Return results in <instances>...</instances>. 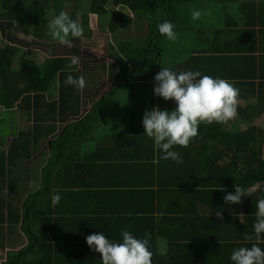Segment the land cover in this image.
I'll list each match as a JSON object with an SVG mask.
<instances>
[{
	"label": "trees",
	"instance_id": "16d2710c",
	"mask_svg": "<svg viewBox=\"0 0 264 264\" xmlns=\"http://www.w3.org/2000/svg\"><path fill=\"white\" fill-rule=\"evenodd\" d=\"M88 1L89 11L86 12L85 0H0V246L9 249L2 264H100L99 253L89 250L84 237L104 233L109 240L119 241L122 230L136 237L149 234L151 264H204L202 244L209 241L204 238L212 235L213 227L225 225L238 204H226L224 195L234 193V187L264 189V128L255 126L264 115V65L249 63L248 57L239 56L230 61L220 58L216 65L209 63L213 56L199 52L202 49L188 52V59L179 71L196 70L202 75L225 79L239 90V95L233 119L223 124H199L196 137L187 147L171 149L178 153L179 162L162 160L157 148L158 160L153 164L154 147L148 145L146 150L151 151V155L147 153L148 159L144 160L145 177L132 175L129 181L125 179L124 183L117 184L111 180L100 181L98 176L103 167L97 159L98 149L82 161L83 151L78 154L77 146L91 139L101 123L112 99L111 91L128 86V71L124 73L122 66L114 89L96 101L84 117L72 118L63 124L62 132L52 139L40 190L27 194L24 207H15L5 194V183L12 184L11 174L25 167V160L35 154L43 138L56 133L57 127L45 123L56 118L65 120L70 113L79 111H72V105L80 101L81 90L64 81L68 74L74 78L82 75L80 71L67 68L71 57L54 54V48L61 44L46 34V25L55 15L64 11L81 25L82 36L69 37L72 46L82 40L91 42L90 15L108 18L107 29L114 36L112 47L117 48V59L122 65L125 59L136 67H146L149 63L158 64L157 55L164 54L157 24L169 20L174 24L175 33L180 30L178 27L184 30L191 21V11L200 2ZM134 24L146 26V42L142 46L118 40L119 33ZM184 39L197 45L187 35ZM42 46L51 49L48 51L51 57L44 62V75L38 77L36 63L25 57L24 49ZM161 102L165 103L163 99ZM167 104L163 109L174 107L171 100ZM133 116L132 120L129 118L130 130L137 126L142 128ZM23 118L33 125L20 130L17 125ZM232 120H236V125L245 122L249 127L231 129ZM134 134L131 131L116 138L120 139V144L138 142L137 136L148 144L153 143L140 131ZM188 151L197 155L192 159L188 154L182 155ZM126 160L109 153L104 165L118 167L126 164ZM67 174L74 178L70 180ZM65 178L69 181H63ZM54 180L59 182L55 187L62 190L54 193L61 198L52 206ZM86 180L89 182L85 183ZM45 188L50 190L45 192ZM260 191L257 188L254 195ZM254 195L244 209L245 222L238 224L237 219L233 220L236 224L233 227L241 234L247 227L252 229L257 201ZM217 211L222 218L215 215ZM18 232L28 241L17 249L19 238L17 236L13 242L12 236Z\"/></svg>",
	"mask_w": 264,
	"mask_h": 264
},
{
	"label": "crops",
	"instance_id": "0c3cea01",
	"mask_svg": "<svg viewBox=\"0 0 264 264\" xmlns=\"http://www.w3.org/2000/svg\"><path fill=\"white\" fill-rule=\"evenodd\" d=\"M196 9L201 11L200 19L197 21L191 19L187 26L184 27V30L181 29L180 33L182 51L178 54L183 55V58H186L185 61L188 59V52L190 50L202 49V51L199 52L206 53L208 54L207 56H213L214 59H210L209 62L211 64L214 63L218 65L220 58H225L230 61L231 58L234 59L241 56L248 57L249 63L254 62L256 66L264 65V0H200ZM91 16H94L96 21L101 18L97 15ZM107 21L108 18H106V25ZM133 30L135 34L143 38L147 36L145 25H140V27H138L134 24ZM185 35L196 42L197 45L186 42L184 39ZM110 37L112 40L110 43H104L105 48L103 51L98 50V48L95 49V42L91 41L86 43V40L81 41H85L84 46H78L79 44L76 43L71 48H66V45H57V47L54 48L56 50L54 51L55 55H63V57H72L76 55L79 57L78 70L75 71H80L85 80V87L80 89L81 91L78 93L80 101L72 105V107H74L72 111L79 109L78 113H70L65 120L56 118V120L46 122V126L57 127L56 133L46 138L42 137L43 139L35 154L31 158L25 160V167L21 166L22 168L19 167V170L17 169L11 174L10 178L12 184L10 185L8 182L5 183V194L9 196L10 201H12L15 207H24L27 194L35 190H40L43 183V171L48 165L50 157L47 151L49 150L52 139L62 132L61 127L63 124H67L72 118L79 119L84 117L85 114L92 109L96 101L108 94L111 89H114V85L117 81L116 79L122 72V66H124V73L128 71L126 75L129 82L128 86L123 90L111 91L112 99H110V105L104 112V118L106 117V119H102L91 136V139L77 146L78 154L83 151V161L87 156L92 155L94 151L98 149L97 153L99 156L97 159L103 167L98 177L103 183L111 180L117 184H121L125 182V179L129 181V177L132 175L137 178H140V176L145 177L147 171H145L146 163H144V160L148 159L147 153L151 155V151L146 150V148L151 144L154 147V149H152L154 150L152 162L156 164L158 160V149L153 143L148 144V141L137 136L139 139L138 142L120 144V139L117 138L121 135L124 137V135H127L129 132L131 133V131L132 133L135 132V136L137 131H140V134L141 132L143 133V129L138 126L135 127V131L130 130L131 121L129 118L132 120L133 116H131V113L134 114L133 119H136L137 123L141 125V116H143L145 110L151 109L152 107L163 109L167 107L168 101L162 104V98L153 95V79L140 80L134 78L135 73H140L139 69L141 67L137 66V68H134L136 66L131 64V61L125 59V64L122 65L121 61L116 57V52H118L117 48L112 47L115 44L114 36L110 34ZM25 39H30V37H25ZM46 47L47 46L24 49L26 53L25 57L35 61V74L38 77L44 75V62L47 58L51 57L48 56L50 55L48 51L51 49ZM63 47H65V49ZM53 50L51 52H53ZM119 54L122 55L120 52ZM160 56L161 54L159 53L156 59L157 63L158 61L160 62ZM40 57H42L41 63L38 62ZM86 62L88 64H86ZM183 63H181L180 66L183 65ZM103 66L106 67L103 68ZM132 72L134 74L131 75L130 73ZM126 105L130 106L129 109H127L128 107H126ZM112 109H115L120 114L118 119L109 117L112 112H115L112 111ZM107 113L109 114L107 115ZM71 114H73V117L70 116ZM116 114L117 113H115V115ZM20 117H22V114H20ZM31 125H33L32 121H27L23 118V121L20 120L17 127L22 130L31 127ZM234 126L237 130H244L249 127L245 122H240L236 125V120H232L229 124V128L233 129ZM255 126L260 129L264 128V121H261V119L258 120ZM47 129L48 128H45V131H47ZM109 153L116 158L125 157L127 163H123L118 167L104 165ZM187 154L190 156L189 159L197 155V153L190 151L182 155L186 156ZM135 162H137L136 165H132ZM70 172L71 170L69 173ZM69 175L70 174H67L70 180L74 178ZM69 179L65 178L63 181L66 182L69 181ZM87 182L89 181L86 180L85 183ZM58 183L59 182L54 180V187ZM257 188H260L261 191L256 196L254 192ZM48 190L50 189L45 188L44 191L48 192ZM61 190V188L55 187L52 191V195ZM79 190L85 191V189ZM262 191H264L262 187H254V189L248 192L247 196L242 197L240 202L236 205L235 210L233 212L231 211L228 215L229 218H227L229 221L225 223V225L220 228L215 226L210 229L213 232L212 235L204 238L209 241L205 240L202 244L203 249L201 258L204 264H231L229 261L231 251L241 246L249 247L252 243H258V246L264 250V235H262L261 241L259 242L255 241L254 238L250 241H245V235H252V229L246 226L247 229L241 234V232L237 231L238 228L236 229L233 227L236 225L235 222H233L234 219L238 220V224H243L245 222L244 209L250 196L254 195L257 199L264 198V192ZM229 223L230 227L228 226ZM17 236L19 241L15 247L18 249L25 246L28 240L22 232H18L17 235L12 236L14 239L13 242L17 240ZM8 252V248L6 249L0 246V264L5 262Z\"/></svg>",
	"mask_w": 264,
	"mask_h": 264
},
{
	"label": "clouds",
	"instance_id": "9594fccd",
	"mask_svg": "<svg viewBox=\"0 0 264 264\" xmlns=\"http://www.w3.org/2000/svg\"><path fill=\"white\" fill-rule=\"evenodd\" d=\"M190 15L193 21H197L201 11L193 9ZM156 27L166 40L175 42L176 33L171 21L165 20ZM46 29V34L53 41L69 48L72 47L71 39H78L83 34L81 25L64 11L55 15L47 23ZM78 66L79 57L73 55L67 68L75 71ZM153 80V95L164 101L171 100L174 104L171 110L159 107L147 109L141 119L143 135L150 138L159 149L162 160L179 162L178 153L171 149L174 146L187 147L196 137L199 124H223L236 115L239 90L225 79L202 75L196 70L178 72L163 66L154 74ZM64 83L76 89L85 87L82 76L74 78L68 74ZM249 191L234 187V193H226L223 200L226 204H237ZM60 198L58 193L52 195L51 205L59 203ZM255 208L252 235H245V241L254 238L259 242L264 234V198L257 199ZM215 215L222 218L220 211ZM84 239L90 251L99 253L100 264H151L152 252L148 247L147 232L143 237H136L128 230H122L119 241L109 240L104 233L89 234ZM229 261L231 264H264V250L258 243H252L249 247L241 246L231 251Z\"/></svg>",
	"mask_w": 264,
	"mask_h": 264
},
{
	"label": "rangeland",
	"instance_id": "374dc122",
	"mask_svg": "<svg viewBox=\"0 0 264 264\" xmlns=\"http://www.w3.org/2000/svg\"><path fill=\"white\" fill-rule=\"evenodd\" d=\"M89 1L85 0L84 2V11H89ZM101 20V21H100ZM99 19H97V21L94 19V16L90 15V27L93 28L92 32H93V36L91 41L95 42V49L98 48V50L103 51L104 50V43L108 42L110 43L112 38L110 37L109 31L107 29V25H106V17H101ZM174 25V24H173ZM177 28V27H176ZM180 30H177L176 32V40L175 42L172 41H168L166 40L163 36H161L160 41L162 44V47L164 49V54H162V56H160V62L158 64H154V63H149L148 65H146V67H141L139 69L140 73H130L131 75L134 74V78H138L140 80H149V79H153L154 74L157 73L161 67L165 66V67H171L176 71H179L180 69V64L183 63L185 61L186 58H183V55L178 54L182 51L181 48V27H178ZM134 25H131L128 29H125L124 31H121L118 35V40L121 41H127V42H131L137 46H142L144 45V43L146 42V37H141L138 34H135L134 32ZM21 38L25 39V36L23 35H19ZM26 40H31V39H26ZM84 42L78 43L82 46H84ZM2 43H5L2 41ZM87 43V42H86ZM115 43V42H114ZM65 46V45H64ZM100 46V47H99ZM67 48V46H65ZM65 47H63L65 49ZM63 50V49H62ZM61 50V51H62ZM42 62V57H40V59L38 60L39 63ZM157 63V62H156ZM137 68V67H134ZM126 107H128L127 109H129L130 106L126 105ZM112 114L109 116L110 118H114V119H118L119 117V113L115 110L112 109ZM115 113H117L115 115ZM109 113H107L108 115ZM106 119V117L104 118ZM109 120V119H108ZM23 121V119H22ZM261 121H264V115L261 118Z\"/></svg>",
	"mask_w": 264,
	"mask_h": 264
}]
</instances>
